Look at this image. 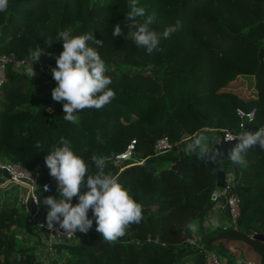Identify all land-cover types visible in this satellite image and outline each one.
Returning <instances> with one entry per match:
<instances>
[{
	"label": "trees",
	"instance_id": "1",
	"mask_svg": "<svg viewBox=\"0 0 264 264\" xmlns=\"http://www.w3.org/2000/svg\"><path fill=\"white\" fill-rule=\"evenodd\" d=\"M130 3L9 0L7 11L0 12V55L12 53L29 62L30 50L44 48L32 79L25 67L9 64L5 69L0 84V159L38 172V182H48L51 188L37 189L34 213L0 195V264H207L208 249L224 256L227 264H238L239 258L250 255L246 250H253L251 260L264 264V241L247 233L264 232V150L249 149L246 166L223 158L240 199V213L234 223L200 227L197 245L186 241L189 225L200 226L208 212L219 165L201 159L198 149L179 154L174 146L154 154V142L164 135L184 147L196 139L186 137L205 132L202 127L209 125L214 127L207 131L212 133V148L224 129L239 134L264 126V0H138L145 17L137 20L154 16L149 27L158 33L177 20L183 22L161 41L162 51L151 54L131 38L135 29L126 20ZM117 23L123 34L113 37ZM66 29L73 35L91 32L103 40L98 51L112 80L109 87L116 92L102 109L77 113L75 124L63 119V102L52 98L57 81L51 69L63 51V41L56 40ZM48 40L53 42L49 45ZM238 108L254 113L240 116ZM131 139L136 153L148 157L143 164L120 169L112 156ZM64 144L85 159L93 174L91 156L105 157V171L143 205V218L111 243L94 231L82 233L76 243L59 244L60 251L47 261L38 256V243L20 233H35L47 222L45 197L59 199L58 182L50 176L45 157ZM149 163L155 171L148 169ZM81 190H88L86 184ZM229 241H243L247 247L237 251L236 242Z\"/></svg>",
	"mask_w": 264,
	"mask_h": 264
},
{
	"label": "clouds",
	"instance_id": "2",
	"mask_svg": "<svg viewBox=\"0 0 264 264\" xmlns=\"http://www.w3.org/2000/svg\"><path fill=\"white\" fill-rule=\"evenodd\" d=\"M137 2L138 0H131V10L126 15V20L130 21L128 27L135 29L131 38L139 48L145 49L149 54L156 50L162 51L161 41L169 39L183 26V22L177 20L174 25L158 33L149 27L154 22V16H147L143 22L137 20L138 17H145V9L138 7ZM8 7L9 0H0V12H6ZM122 34L120 24H115L113 37ZM58 37L56 41H63V51L56 56V66L51 69L53 79L57 81L52 98L63 102V119L75 124L79 122L77 113L84 109H102L112 102L116 92L109 87L112 80L106 75L108 68L98 51L99 47H103L102 39H96L91 32L73 35L71 29L61 31ZM52 42L46 41L49 45ZM43 53V47L29 52L30 60L24 72L31 79L37 75L35 64ZM224 139L238 141L228 150L227 157L233 164L246 166L245 157L249 149L258 146L264 150V126L235 136L227 135ZM36 147L40 148L39 142ZM196 149L199 157L206 162L223 164L224 152L216 147L210 148L205 137L194 139L192 143L187 144L184 151L190 154ZM90 159L96 169L94 174L85 159L68 144L53 148L45 157L50 176L58 182L59 193V199L53 195L44 198L43 204L48 208L47 227L51 230L58 224L65 234L77 231L86 234L95 220L96 231L102 234L103 240L115 242L125 235L130 225L141 222L143 205L133 198L130 190L117 177L105 171V157L94 154ZM85 184L88 188L86 192L81 190ZM44 190H50L49 186L45 185ZM74 197H78L75 204L72 202ZM189 228L193 232L196 231L195 225L190 224Z\"/></svg>",
	"mask_w": 264,
	"mask_h": 264
},
{
	"label": "built area",
	"instance_id": "3",
	"mask_svg": "<svg viewBox=\"0 0 264 264\" xmlns=\"http://www.w3.org/2000/svg\"><path fill=\"white\" fill-rule=\"evenodd\" d=\"M28 62L25 59H19L12 53H4L0 55V84L4 81L5 77V69L7 65L11 64L14 67L21 69L26 66ZM237 112L240 116L249 115L252 116L254 111L251 110L247 113H244L240 108L237 109ZM214 127L209 125H205L202 127V130L212 131ZM223 135L219 136L220 140H225V136L232 135L235 136L237 134L228 131L227 129L223 130ZM236 144V143H235ZM234 144V146H235ZM176 146L179 148V154H185V146L183 147L180 141H171L168 136L164 135L156 139L154 142V154L157 155L166 150L171 149ZM233 146V147H234ZM135 153V139H131L130 142L126 145V147L119 151L118 153L112 156V161L114 164H117L120 169L129 164H143L146 161L147 156L136 157ZM128 160V162H124ZM1 169H6L9 173V177L7 178V182L13 183L15 185H19L22 190L19 193L17 202H20L25 208L30 209L29 198L32 197L35 202H37V189L41 188L44 190V186L48 185L49 189L50 185L48 182L39 183L38 182V172L32 171L31 169L23 167L21 164L17 162H7L0 163ZM232 175L231 177L226 176V183L224 186L216 185L211 192L210 199L213 203L212 207H216L219 212L225 211L226 205L229 208V216H226L228 220H225L223 225H228L234 223L240 213L239 207V196L236 192L232 190ZM2 184L0 183V186ZM5 185V183H4ZM48 190V191H50ZM225 198V201L222 200ZM211 207V208H212ZM214 211V210H213ZM89 217H92V210H89ZM215 215L210 214V208L205 215L204 219L199 226L198 223L194 224L196 226V231L193 232L191 230V234L186 238V241L191 245H197L200 240V227L212 229L218 225H221ZM57 229L59 231H57ZM89 231H96V222L93 221L92 228ZM23 234V235H22ZM100 234V233H98ZM27 236L30 240H35L38 243V256L44 260H50L54 253L56 252L59 244H71L76 243L80 237L82 236V232L77 231V233L65 234L63 229H59V225L57 224L54 229H49L47 227V222H42L36 229L35 233H20V237L23 238ZM35 236V238H34ZM30 241V242H31ZM205 256L207 259V264H227V259L220 255L216 250L208 249L205 251ZM238 264H256L253 260L241 257L238 259Z\"/></svg>",
	"mask_w": 264,
	"mask_h": 264
},
{
	"label": "water",
	"instance_id": "4",
	"mask_svg": "<svg viewBox=\"0 0 264 264\" xmlns=\"http://www.w3.org/2000/svg\"><path fill=\"white\" fill-rule=\"evenodd\" d=\"M201 133H202L201 131H198L194 135L186 137L184 140L185 141H191L192 139L196 138ZM235 143H238V141H236V140L226 141V140H220L219 138H217V139L213 140L212 148H214V147L219 148L221 151L224 152L225 157L228 158L227 157L228 150L233 148ZM171 167L176 168V165H175L174 162L171 163ZM148 169H151L152 171H155L156 167H155V165L153 163H149L148 164ZM0 173H2L6 177H9V173L7 172L6 169H1L0 168ZM225 183H226V174H225L224 164H222V165H219V167H218V169L216 171V185L224 186ZM222 200L225 201V198H222ZM29 205H30L31 212L34 213L35 210L37 209V203L33 200L32 197L29 198ZM212 206H213V203H211L209 205V208H211ZM224 212H225V214L227 216L230 215L229 208H228L227 205L225 207V211ZM247 233L251 234V236L253 238H255V239L264 241V232H251V230L248 229ZM56 251L59 252L60 248H57Z\"/></svg>",
	"mask_w": 264,
	"mask_h": 264
},
{
	"label": "rangeland",
	"instance_id": "5",
	"mask_svg": "<svg viewBox=\"0 0 264 264\" xmlns=\"http://www.w3.org/2000/svg\"><path fill=\"white\" fill-rule=\"evenodd\" d=\"M215 134V133H214ZM211 135H212V133L211 132H207V131H205V132H203V133H201L198 137H196V138H200V137H205L206 138V140H207V144L209 143V139H210V137H211ZM212 139V138H211ZM211 146H212V143H211ZM177 149V151L176 152H179V148H176ZM138 155V157H142V156H144L143 154H141V155H139L138 153H136V151H135V155ZM5 161L6 160H2V159H0V163H5ZM159 162H161L162 160H158ZM162 163H164V164H167L168 163V161L166 160V159H164L163 160V162ZM0 183H5V185L4 186H0V195H4V194H9V193H12V194H14L15 196H19V193L21 192V190H22V188L19 186V185H15V184H13V183H9V182H7V178L4 176V175H2L1 173H0ZM216 210L215 209V207H212V208H210V214L211 215H213L214 214V211ZM221 218H223L224 220H228V218L226 217V216H224L223 215V217H221ZM25 237V236H24ZM34 238H35V236H34ZM236 242V244H237V247L239 248V249H237V251L239 250V251H243V250H245V248L247 247V243H245V242H243V241H229V243H235ZM240 243V244H239ZM63 247H65V245H63ZM38 250V249H37ZM246 253H249L250 255H252L253 253H254V251L253 250H246ZM239 255V254H238ZM250 255H245V258H248V259H251V256ZM242 257H244V256H242Z\"/></svg>",
	"mask_w": 264,
	"mask_h": 264
},
{
	"label": "crops",
	"instance_id": "6",
	"mask_svg": "<svg viewBox=\"0 0 264 264\" xmlns=\"http://www.w3.org/2000/svg\"><path fill=\"white\" fill-rule=\"evenodd\" d=\"M225 174H226V176L227 177H231V173L230 172H226L225 171ZM2 185L1 186H4V183H1ZM9 200H8V199ZM4 200L7 202V203H10V202H12V203H17V200H18V197L17 196H15L14 194H12V193H7V194H4ZM215 211H214V215H215V217L218 219V221H219V223L221 224V223H223L225 220L223 219V218H221V217H223V215L224 216H227L226 214H225V212L223 211V212H219V210L215 207ZM195 223H193V225H194Z\"/></svg>",
	"mask_w": 264,
	"mask_h": 264
}]
</instances>
